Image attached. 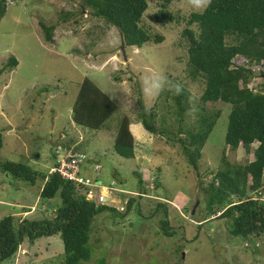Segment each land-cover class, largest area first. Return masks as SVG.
I'll use <instances>...</instances> for the list:
<instances>
[{"label": "rangeland", "instance_id": "rangeland-1", "mask_svg": "<svg viewBox=\"0 0 264 264\" xmlns=\"http://www.w3.org/2000/svg\"><path fill=\"white\" fill-rule=\"evenodd\" d=\"M148 2L142 22L164 40L126 47L125 58L119 30L95 19L89 9L79 10L80 0L7 1V12L0 21V70L12 55L18 65L0 74V130L4 136L0 161L22 162L48 174L54 165L55 143L72 139L63 152L84 151L88 159L82 173L95 180L100 190L110 186L117 191L114 200L105 197L104 201L109 199L105 203L116 206L121 216L113 217L107 211L95 216L90 239L93 255L83 264H99L102 258L105 264H264V235L248 246V239L232 235L229 220L210 216L204 203L202 187L211 181V171L222 166L224 152L229 162L246 164L252 160L256 144L249 151L226 145L230 104L201 101L205 83L191 78L186 42L181 40L190 14L197 10L190 0H174L168 8L186 19L161 25L151 18L158 3ZM40 22L56 26L53 40L45 38ZM189 27L196 29L195 25ZM157 75L166 77L167 86L156 96L145 95V79ZM85 77L117 104L98 129L76 125L72 119ZM175 84L187 90L182 120L176 115L173 96H166ZM140 100L147 110L157 106L156 132L144 127ZM203 109L208 114L222 113L196 169L178 138L198 130ZM126 116L135 140L134 157L129 158L114 148L119 123ZM179 129L185 130L181 133ZM96 164H100L97 171ZM135 171L144 181L145 193L140 197L142 185ZM41 185L39 180L32 184L0 170V220L10 214L50 218L61 205V197L59 193L53 199L40 197ZM130 196L138 197V203L127 209ZM159 201L165 208L157 209ZM164 221L170 235L165 233ZM201 221L206 222L198 227ZM63 253L60 235L43 237L33 245L24 243L0 264H62Z\"/></svg>", "mask_w": 264, "mask_h": 264}, {"label": "trees", "instance_id": "trees-1", "mask_svg": "<svg viewBox=\"0 0 264 264\" xmlns=\"http://www.w3.org/2000/svg\"><path fill=\"white\" fill-rule=\"evenodd\" d=\"M7 1L0 0V21L7 12ZM155 1L159 9L151 17L154 23L179 24L186 19L168 8L174 0ZM80 3L79 10L89 9L95 19H101L107 26L119 30L125 49L164 40L163 35L153 33V28L142 22L150 6L148 0H80ZM187 24L182 29L181 40L186 42L191 78H200L205 83L201 101L230 104L226 145L249 151L254 141L261 142L259 149L255 147L252 160L246 164L229 162L224 149L222 166L211 171V181L202 187L207 213L229 220L232 235L248 239L245 243L250 246L251 241L264 235V0H212L202 14L192 12ZM40 25L45 38L53 40L56 26H48L44 22ZM190 25H195L196 29ZM17 65L18 60L12 55L2 70H11ZM166 94L173 96V107L179 120H182L187 90L182 86L180 94L170 90ZM155 108L154 104L147 110L140 100L141 121L151 132H156ZM116 109V102L95 81L85 77L73 104L72 119L76 125L98 129ZM221 113L217 110L208 114L203 109L198 118V130L188 131L186 138H178L188 162L196 169L203 147ZM182 130L185 129H179L181 133ZM73 141L70 139L67 143ZM67 143L59 142L53 146L54 165L48 174L22 162L0 161L2 172L32 184L41 181L40 197L53 199L57 193L61 197V205L50 218H16L10 214L0 220V261L12 258L24 243L33 245L43 237L60 235L64 247L62 264H83L90 261L93 255L90 239L95 216L106 211L113 217L121 216L116 206L99 202L98 190L95 189L94 199H87L86 188L76 187L53 170L57 166L58 147L61 146L63 151L68 148ZM3 145L4 136L0 130V150ZM134 146L130 118L126 116L119 123L114 148L119 155L129 158L134 157ZM135 173L144 192V181L137 171ZM153 180L159 187L157 180ZM129 198L127 209L138 203V197ZM160 208H165L163 202L157 205V209ZM205 222L201 221L198 227ZM168 226V222L164 221L165 233L170 235ZM99 264H105V258L100 259Z\"/></svg>", "mask_w": 264, "mask_h": 264}, {"label": "built area", "instance_id": "built-area-1", "mask_svg": "<svg viewBox=\"0 0 264 264\" xmlns=\"http://www.w3.org/2000/svg\"><path fill=\"white\" fill-rule=\"evenodd\" d=\"M68 151L69 152H63L62 147H58L57 158L55 160V164H57V166L53 170L58 172L63 179L73 182L76 187L86 188L85 195L87 199H94L96 190H98V200L100 203H105L106 201L108 202L110 198L114 200L113 193H116V191H114L113 188L109 186L106 187L105 190H100L99 185L96 183L95 180L82 173V166L88 159L84 151ZM60 154L63 155L60 156ZM99 169L100 164H96L94 166V170L97 171ZM104 191H106V193H103ZM105 197L109 199L104 201Z\"/></svg>", "mask_w": 264, "mask_h": 264}, {"label": "clouds", "instance_id": "clouds-1", "mask_svg": "<svg viewBox=\"0 0 264 264\" xmlns=\"http://www.w3.org/2000/svg\"><path fill=\"white\" fill-rule=\"evenodd\" d=\"M212 0H190L191 7L194 10H197L200 12V14L203 13L207 9V7L211 4ZM120 33V32H119ZM168 82L166 77L162 75L152 76L149 78H146L144 81V93L147 96H156L158 95L162 90L165 89ZM170 91H174L175 94H180L182 91V86L180 84H175L171 88H169ZM257 149L260 147L261 142H255ZM117 192V191H116ZM144 194L143 191L138 193V196H142Z\"/></svg>", "mask_w": 264, "mask_h": 264}, {"label": "water", "instance_id": "water-1", "mask_svg": "<svg viewBox=\"0 0 264 264\" xmlns=\"http://www.w3.org/2000/svg\"><path fill=\"white\" fill-rule=\"evenodd\" d=\"M121 49H122V52H123L124 55H125V58H127V56H126V54H125V45H124V44H122Z\"/></svg>", "mask_w": 264, "mask_h": 264}, {"label": "bare ground", "instance_id": "bare-ground-1", "mask_svg": "<svg viewBox=\"0 0 264 264\" xmlns=\"http://www.w3.org/2000/svg\"><path fill=\"white\" fill-rule=\"evenodd\" d=\"M171 119V118H170ZM180 122V121H179Z\"/></svg>", "mask_w": 264, "mask_h": 264}, {"label": "crops", "instance_id": "crops-1", "mask_svg": "<svg viewBox=\"0 0 264 264\" xmlns=\"http://www.w3.org/2000/svg\"><path fill=\"white\" fill-rule=\"evenodd\" d=\"M134 135V134H133ZM63 137V136H62Z\"/></svg>", "mask_w": 264, "mask_h": 264}]
</instances>
